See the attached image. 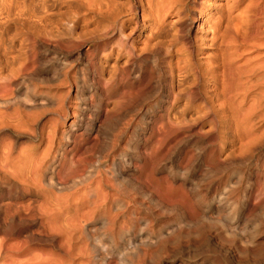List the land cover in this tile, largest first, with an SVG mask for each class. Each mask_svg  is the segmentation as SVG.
Listing matches in <instances>:
<instances>
[{"label": "bare ground", "instance_id": "obj_1", "mask_svg": "<svg viewBox=\"0 0 264 264\" xmlns=\"http://www.w3.org/2000/svg\"><path fill=\"white\" fill-rule=\"evenodd\" d=\"M126 2L129 14L117 0H0V264L224 248L248 225L222 213L237 214L244 181L241 215L263 212L264 158L250 160L264 152V0Z\"/></svg>", "mask_w": 264, "mask_h": 264}, {"label": "rangeland", "instance_id": "obj_2", "mask_svg": "<svg viewBox=\"0 0 264 264\" xmlns=\"http://www.w3.org/2000/svg\"><path fill=\"white\" fill-rule=\"evenodd\" d=\"M125 1V2H124ZM117 0V2L119 3V4H122V5H125V3L127 4V2H126V0ZM245 1H246V3H247V1H249V0H242V4L244 3L245 4ZM243 4V5H244ZM126 6V5H125ZM125 6L123 7L122 6V8H123V12H127L128 14H129V8H127V7H129V4L126 6V9H125ZM125 9V10H124ZM117 40V41H116ZM115 40V38L112 40L113 41V44L114 45H117L118 44V39H116ZM78 61H74V59H73V57L71 58V66H72V68L74 69L77 65H78V63H77ZM73 63V64H72ZM72 69V70H73ZM95 86V87H94ZM91 87V88H90ZM89 88V90H90V94H93V92L95 91V88H96V85L95 84H93L92 83V85L90 86ZM92 91V92H91ZM90 94L87 96V97H89L90 96ZM98 96V95H97ZM97 96H96V98H97ZM72 101H74V99H72ZM92 106L90 105H88L87 107H86V109H85V115H86V117H85V120H86V118H87V115L89 116L92 112H94L95 111V108L93 109V111H92ZM88 113H90V114H88ZM132 114V113H131ZM130 113H129V115H127L126 117H125V119L123 120V125H125V123H126V120L127 119H129V118H131L132 117V115H131ZM130 128H128L122 135H121V137L120 138H118L117 140H116V138L115 139H113L112 141H114V142H112V144L114 143V147L112 148V150L110 149V153H109V158L107 157H105L106 156V154L105 153H103V154H101L100 155V157H98L97 158V160H99V161H102V162H104L105 164L106 163H108V162H110V158H114L115 157V153L117 152V151H119L118 149H120V148H122L123 146H124V144H122V143H125L124 141H126V138H127V135H129L130 136ZM128 131V132H127ZM145 136H147V133H148V129L147 128H145ZM126 134V135H125ZM126 136V137H125ZM128 136V137H129ZM140 138V139H139ZM145 137L143 136V135H139V136H137L136 137V141H137V143H139L140 142V144L143 142V139H144ZM142 139V140H141ZM120 142H119V141ZM123 140V141H122ZM139 140V141H138ZM141 140V141H140ZM118 142V143H117ZM118 145V146H117ZM120 146V147H119ZM191 146V145H190ZM190 146H187V148H185L186 150L187 149H190L189 147ZM119 147V148H118ZM111 148V147H110ZM115 150V151H114ZM117 150V151H116ZM121 150V149H120ZM128 151H129V149H128ZM180 151V152H179ZM179 151H177V153L176 154H178V156L176 155V157H179L182 153H183V151H181V150H179ZM115 152V153H114ZM132 151L130 150V152H128V153H131ZM112 153H114V154H112ZM133 153V152H132ZM131 153V154H132ZM112 155V156H111ZM99 156V155H98ZM111 156V157H110ZM255 156H260V158H264V152H262V153H256L255 155H254V158H251V162L250 163H254L255 162ZM100 158H102V159H100ZM103 158H104V160H103ZM106 158V159H105ZM200 157H198V159H199ZM198 161V160H197ZM250 165H252V164H246L245 166H250ZM242 167H244V165L242 166ZM227 176H230V179H231V181H232V179H233V181L235 180V178H232V177H234L233 175V173H232V171H230V172H228V174L227 173H225ZM223 175L222 177H227L226 175ZM249 182H251V181H244V183H242L241 185L242 186H240L241 188H240V190H238L237 192V194L239 195V196H241V197H238V198H240V203H239V208H238V212H237V214L235 215V214H231L230 212H231V210H230V208H224V209H222V213H225V214H223V215H229L230 216V219H229V221L233 224V225H235L236 223V219L237 218H240V217H238V216H241V218L242 219H244L245 217H247L248 219L245 221L246 223H245V228H246V230H244V229H242L241 231L239 230V229H241V228H239V227H237V228H235L233 231H232V233H230V234H221V236H220V240H221V243L223 244V246H224V248L223 247H218V245H213V244H205V242L204 241H201V240H203V239H200V241H201V243H198V242H200L199 241V239H198V241L197 242H194L195 243V245H192L191 246V251L189 250L188 252L187 251H184V250H181V249H178L176 252H175V254L173 255V257L172 256H166V257H164L163 259L164 260H162L163 261V264H171L170 262H171V260H174V258L176 259L175 260V262H174V264H177L178 262H180V258H182L183 259V261L185 260V262L186 263H190V264H214V263H216V261H217V263L216 264H234L235 262V264H256V263H258V264H264V261H262V260H264V257H260L261 256V254H262V256H264V254L263 253H261L262 251L264 252V247H262V245L264 246V224H263V222H264V208H263V212H261L260 213V215L259 216H255V215H245V214H243V215H241V211H244V207H245V204H243V202H245V198H247V194H246V196H245V193H244V195H243V193H242V191H241V189H243L244 187L245 188H248L249 187V185H251V183H249ZM246 183V184H245ZM246 186H245V185ZM247 184H248V186H247ZM204 185H201L200 186V188H199V190L202 192H200V193H198V195L197 196H201L202 194H204L205 192H204V188L205 187H203ZM121 189L120 190H118V187H117V191H116V193H117V195L118 194H120V195H122V194H124V196L122 195L121 197H123V198H125V199H127V197L125 196L126 194L124 193V191H121ZM214 192V190H210L209 192H208V195H207V197H205V200H209L210 198H211V196L214 194L213 193ZM240 192V193H239ZM213 193V194H212ZM242 193V194H241ZM200 194V195H199ZM210 194H212L211 196H210ZM119 195V196H120ZM209 196V197H208ZM244 196V197H243ZM243 199V200H242ZM204 200V201H205ZM202 202V204H205V202H207V201H205V202ZM215 202L213 201V204H214ZM240 205H241V208H240ZM244 205V206H243ZM204 206V205H203ZM142 209L141 210H139L138 209V211H137V215H144V213H145V211L143 210V207H141ZM203 209H206L205 207H202ZM226 209V210H225ZM207 210V209H206ZM228 210H230V211H228ZM241 210V211H240ZM148 211V210H147ZM174 212V211H173ZM228 212V213H227ZM142 213V214H141ZM230 213V214H229ZM244 213V212H243ZM168 214H169V212H168ZM166 214L165 213V217H166V219L167 220H169V219H172L173 217H176V214H177V212H174L173 214H175V215H173L172 214V212H171V215H173L172 217H170L171 215L169 214ZM209 215H210V213H208ZM253 216V218H251ZM263 218H262V217ZM233 217V218H232ZM250 217V218H249ZM235 218V219H234ZM256 219V220H255ZM251 220V221H250ZM253 220H255L254 222H253ZM261 221V222H260ZM248 222H250V223H248ZM183 223V222H182ZM255 223V224H254ZM257 223H259V225L257 224ZM156 223L154 222L153 223V225H155ZM263 224V225H262ZM250 225H251V228H250ZM261 227V228H258V227ZM249 228V231H248V228ZM99 228V229H98ZM98 229V230H97ZM97 233H98V231H101V232H99V233H103L104 232V228H102L101 227V229H100V227L99 226H97L96 225V229H94ZM221 230V229H220ZM239 230V231H238ZM244 230V231H243ZM259 232H261V231H263L262 233H259ZM236 231V232H235ZM243 231V232H242ZM242 232V233H241ZM246 232V233H245ZM250 233H252V235L250 234ZM246 234H248V235H246ZM259 235V236H257V235ZM237 235V236H236ZM224 236H226V238L227 239H224ZM237 237L238 239H235V237ZM255 236H257L256 238H255V240H254V237ZM230 237H234L233 239L232 238H230ZM244 237H246L247 239H251V237H252V239H253V241H254V249L252 250V251H249L250 249H247V250H245L244 248H243V245L244 244H242V243H245L244 242V240L246 239H244ZM260 237V238H259ZM119 238V237H118ZM124 238V239H123ZM123 238H119V240H118V242H117V244H120V243H126V237H123ZM240 238H241V240H240ZM122 242H121V241ZM227 240H230V242H229V245H228V241ZM236 240V241H235ZM237 240L239 241L238 242V245H237ZM263 240V241H262ZM117 241V240H116ZM234 241V242H233ZM241 241V242H240ZM232 242V244H230ZM262 243V244H259V243ZM197 243V244H196ZM236 243V244H235ZM258 244V245H257ZM228 245V246H227ZM232 245V246H231ZM242 246V247H241ZM261 246V247H260ZM216 247V248H215ZM233 249H232V248ZM260 247V248H259ZM195 248H197V249H195ZM213 248H214V250H213ZM218 248V249H217ZM235 248V249H234ZM236 248H237V250H236ZM240 248V249H239ZM230 250V251H228V250ZM203 250H205L206 252H202ZM208 250H210V251H208ZM213 250V251H212ZM219 250H221V251H219ZM226 250V251H225ZM244 250V251H243ZM259 250V251H258ZM216 251H218V252H216ZM253 251H256V252H253ZM259 252V255H258V252ZM183 252V253H182ZM200 252H202V253H200ZM212 252V253H211ZM215 252H216V254H215ZM225 252H227V253H225ZM229 252V253H228ZM233 252V253H232ZM235 252V253H234ZM237 252V253H236ZM240 252V255L238 254ZM247 252H249V253H247ZM188 253L190 254V255H188ZM218 253V254H217ZM255 253V254H254ZM225 254H227L226 256H225ZM244 254H245V257H244V259L243 260H241L242 258H243V256H244ZM247 254H250V255H247ZM257 254V255H256ZM182 255V256H181ZM214 255H216V256H214ZM237 255H238V259H237ZM117 256V257H116ZM125 256V257H124ZM127 254H120V255H114L113 256V261L114 262H112L113 264H127V262H128V260L127 259H125V258H130L129 257V255L127 256ZM177 256H179V257H177ZM200 256V257H199ZM203 256V257H202ZM212 256V257H211ZM223 256H224V258H223ZM234 256H235V258H234ZM249 256V257H248ZM254 256H256V257H254ZM257 256H259V257H257ZM114 257H116V258H114ZM214 257V258H213ZM232 257V258H231ZM251 257V258H250ZM253 257H254V259H253ZM212 258V259H211ZM220 258H221V260H220ZM241 258V259H240ZM122 259H125L124 260V262L123 261H121ZM135 260H133V262H134V264H135V262L138 264L139 263V260L137 259V261H136V258H134ZM189 259V260H188ZM191 259V260H190ZM200 259H202L201 261H199ZM205 259V260H204ZM209 259V260H208ZM240 259V260H239ZM257 259H258V261H257ZM260 259V260H259ZM99 260V261H98ZM96 259V263L95 264H98V263H100V262H102V260H101V258H99V259ZM167 260V261H166ZM195 262H194V261ZM206 262H204V261ZM223 260V261H222ZM237 260V261H236ZM250 260V261H249ZM190 261V262H189ZM214 261V262H213ZM233 261H235V262H233ZM256 261V262H255ZM123 262V263H122ZM198 262V263H197ZM202 262V263H201ZM209 262V263H208ZM226 262V263H225ZM246 262V263H245Z\"/></svg>", "mask_w": 264, "mask_h": 264}]
</instances>
